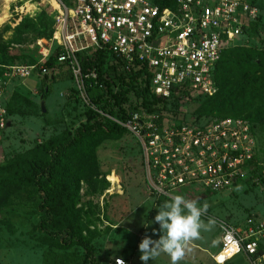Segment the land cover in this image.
Returning a JSON list of instances; mask_svg holds the SVG:
<instances>
[{
  "label": "built area",
  "instance_id": "built-area-1",
  "mask_svg": "<svg viewBox=\"0 0 264 264\" xmlns=\"http://www.w3.org/2000/svg\"><path fill=\"white\" fill-rule=\"evenodd\" d=\"M52 31L32 65L6 66L0 76V131L7 118L3 95L13 80L44 75L52 56L65 64L79 97L89 105L81 62L107 53L127 74L149 78V92L161 100L195 101L216 92L213 71L221 53L246 38L259 8L249 0H173L160 7L146 0H46ZM20 15L23 7L18 6ZM36 9V8H35ZM16 11V8H15ZM15 15L17 13L15 12ZM137 142L147 193L170 198L187 189L209 193L255 189L264 200V159L256 154L250 125L241 118L174 122L157 113L129 111L125 120L96 110ZM172 120V121H170ZM204 217L210 218L207 215ZM224 260L242 255L247 264H264V216L238 221L214 218ZM121 259H116L118 264Z\"/></svg>",
  "mask_w": 264,
  "mask_h": 264
},
{
  "label": "trees",
  "instance_id": "trees-1",
  "mask_svg": "<svg viewBox=\"0 0 264 264\" xmlns=\"http://www.w3.org/2000/svg\"><path fill=\"white\" fill-rule=\"evenodd\" d=\"M10 1L14 0H0L3 4L0 21L6 17V11H9L6 3ZM63 1L69 3V0ZM151 1L160 7L171 6L173 2ZM249 1L258 6L254 0ZM39 9L40 12L33 18L20 15L23 20L13 26V36L10 39L12 41H4L1 38L9 27L7 25L0 27V76L6 66L32 65L37 62L38 58L32 57L30 51L24 47L26 44L23 36L25 31L31 30L36 32L40 39L50 38L51 10L46 2L41 4ZM33 11V8L30 9L31 13ZM258 23L257 19L256 22L249 24L246 37L256 36L259 32ZM260 40L264 48V31L261 32ZM235 47L221 53L213 71L216 92L190 102L194 104L192 114L197 120L241 118L249 123L254 134L257 125L264 124V96L259 94L260 86L264 84V55L258 49L243 51ZM236 53L239 55L236 56ZM111 59L109 54L100 52L93 58L81 62L83 74L91 70L95 73V78L84 79L89 105L79 99L81 116L88 120L87 123L79 125L73 134L63 131L41 142L31 140L27 154H16L0 164V226L9 235L14 234L10 220L3 215L4 210L13 207L43 214L38 224L32 225L33 229L40 234L38 238L40 244L57 252H46L42 264L77 262L78 256L66 252L74 246H80L85 257L92 260L89 244L95 235L89 230L86 218L83 220L84 214L81 205H78L80 185L85 184L86 194L106 189L107 182L103 180L96 149L105 141L118 140L125 131L98 115L90 105L120 120H125L129 111L140 109L157 113L159 119L177 120L176 117L182 114V104L176 99L161 100L149 92L147 76L138 82L137 74L125 73L117 63L109 64ZM41 67L47 69L46 74L41 76L42 78L47 76V82L54 80L56 75L54 71L57 70L64 71L69 79H72L68 67L56 63L52 56L43 61ZM43 85L41 98L47 93L48 84ZM75 93L77 94L76 90ZM5 112L7 118L6 107ZM90 264H94L93 261H90Z\"/></svg>",
  "mask_w": 264,
  "mask_h": 264
},
{
  "label": "rangeland",
  "instance_id": "rangeland-1",
  "mask_svg": "<svg viewBox=\"0 0 264 264\" xmlns=\"http://www.w3.org/2000/svg\"><path fill=\"white\" fill-rule=\"evenodd\" d=\"M151 1V0H146ZM259 6V32L249 35L237 42L235 48L243 51L261 50V32L264 31V0H254ZM46 0H14L7 2L9 11L0 21V27L7 25L8 30L1 35L4 41L13 36V26L23 20L18 6L23 7L21 15L36 16L40 12L41 4ZM0 2V13L3 11ZM5 5V4H4ZM32 5V6H30ZM16 8V11H15ZM33 8V12L30 9ZM36 8V9H35ZM15 12L19 17H16ZM30 12V13H29ZM257 40V41H256ZM12 41V40H10ZM25 48L31 56L39 58L41 50L45 48V39H40L36 32L25 31L23 36ZM243 54V53H241ZM239 54L236 53V56ZM239 71V70H238ZM58 72V74H57ZM54 80L47 82V76L33 74L24 80H13L7 86L3 100L7 109V123L0 131V164L16 154H27L30 141L41 142L48 137L74 130L88 120L81 116V99L75 93L73 80L64 71H54ZM47 85V93L41 97L43 84ZM77 92V91H76ZM260 96H264V84L259 89ZM40 102H43L45 112H40ZM182 114L174 122L191 121L194 104L190 101L181 102ZM172 119V118H166ZM172 121V120H170ZM254 142L257 157L264 159V124L257 125L254 130ZM96 157L103 180L107 182L105 190L86 194L85 184L80 185L78 205H81L87 220L89 230L95 235L90 241L91 259L85 257L80 246H74L68 253L78 256L73 264H114L121 259L124 264H144L140 260L139 244L145 236L158 240L160 225L154 218L159 207L170 198L154 197L147 193L141 165L139 146L136 140L127 132H123L116 141H105L96 149ZM110 180V181H109ZM189 200H196L198 207L208 204L206 215L210 218L238 221L246 215L264 216V200L255 189H233L229 193H209L203 189H187L175 193ZM14 229L9 235L0 226V264H42L44 254L49 251L57 252L38 242L40 234L33 229L43 218V214L21 207H13L3 211ZM207 222L208 218L202 217ZM147 225V226H145ZM153 229L156 232H153ZM219 231L216 226L211 231H201V239L194 241L179 264H216L223 262L219 250ZM216 241L215 245L213 242ZM90 260V261H89ZM49 264V263H47ZM147 264H171L170 257L161 254ZM223 264H247L242 255H237Z\"/></svg>",
  "mask_w": 264,
  "mask_h": 264
},
{
  "label": "clouds",
  "instance_id": "clouds-1",
  "mask_svg": "<svg viewBox=\"0 0 264 264\" xmlns=\"http://www.w3.org/2000/svg\"><path fill=\"white\" fill-rule=\"evenodd\" d=\"M208 207L206 203L198 207L196 200L186 199L182 195L164 201L154 218L162 234L158 240L149 236L142 239L139 244L140 260L147 264L150 259L155 260L165 254L170 257L171 264H179L186 253L192 250L190 245L201 239V231H211L215 227L214 218H208L206 223L202 220ZM153 232L156 230L153 229ZM118 264H124V261L119 260Z\"/></svg>",
  "mask_w": 264,
  "mask_h": 264
},
{
  "label": "water",
  "instance_id": "water-1",
  "mask_svg": "<svg viewBox=\"0 0 264 264\" xmlns=\"http://www.w3.org/2000/svg\"><path fill=\"white\" fill-rule=\"evenodd\" d=\"M40 110H41V113H44L45 112L44 107H43V102H40Z\"/></svg>",
  "mask_w": 264,
  "mask_h": 264
}]
</instances>
